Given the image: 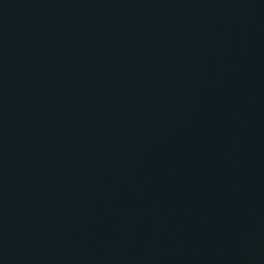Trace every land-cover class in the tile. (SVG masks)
<instances>
[{
	"label": "water",
	"instance_id": "95a60500",
	"mask_svg": "<svg viewBox=\"0 0 264 264\" xmlns=\"http://www.w3.org/2000/svg\"><path fill=\"white\" fill-rule=\"evenodd\" d=\"M0 264H264V0H0Z\"/></svg>",
	"mask_w": 264,
	"mask_h": 264
}]
</instances>
